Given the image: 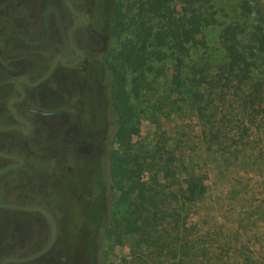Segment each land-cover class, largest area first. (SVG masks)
<instances>
[{"label": "trees", "instance_id": "obj_1", "mask_svg": "<svg viewBox=\"0 0 264 264\" xmlns=\"http://www.w3.org/2000/svg\"><path fill=\"white\" fill-rule=\"evenodd\" d=\"M220 1L128 0L124 6L115 0L111 39L123 40L109 69L113 141L123 152L112 149L110 154L109 220L118 238L129 237L133 259L146 254L147 264H264V190L260 205L243 206L239 199L254 194L249 187L259 177L264 185V0L238 4L239 17L251 20L248 30L236 20L222 24L226 61L213 68L204 58L192 59L190 50L206 28L219 22ZM244 32L245 44L240 37ZM154 58L173 60L170 97L177 92L196 118L203 149L189 160L177 154L166 132L146 150L132 143L139 132L132 97L144 86L150 88L144 73L153 71ZM133 72L139 75L130 81ZM214 155L219 170L232 167L241 175L239 189L230 181L229 190L212 196L208 167ZM224 194L234 210L239 207V214L246 215L232 223L247 243L237 233L229 245L224 221L212 226L215 230L210 227L214 204L220 205ZM96 244L98 254L102 244Z\"/></svg>", "mask_w": 264, "mask_h": 264}, {"label": "flooded vegetation", "instance_id": "obj_2", "mask_svg": "<svg viewBox=\"0 0 264 264\" xmlns=\"http://www.w3.org/2000/svg\"><path fill=\"white\" fill-rule=\"evenodd\" d=\"M40 2L44 9L39 18V25L43 24L41 34L37 25L28 36L13 31L9 34L10 39L21 40L31 48L34 55L29 60L30 67L16 69L17 53L9 45L0 46V133L6 134L0 135V210L13 216L11 225L3 226L5 230L0 232V264L6 259L21 258L31 259L5 264H97L92 262L95 256L87 252L96 251L97 256L98 247L89 244L82 250L69 240L60 221L63 214L56 211L57 197H51L50 192L14 195L11 188L14 181L16 184L23 177H31L33 187L42 188L48 183L52 189L51 173L34 164L37 153L33 151L29 160L23 156L40 141L49 153L42 158L69 172L73 168L68 159L83 156L79 148L89 144L96 149L92 150V162L82 165L84 174L94 172L99 157L101 162L109 163L115 131L109 69L115 0ZM25 5L28 8L31 0H0V16L10 19L9 11ZM69 79L73 80L68 84ZM87 99L100 101L98 106L88 108ZM102 127L103 131L106 127L105 140L100 146L95 138ZM98 146L102 148L101 155ZM8 166L12 167L3 170ZM22 167V175L20 171L13 173ZM40 208L52 216L55 225ZM14 212L19 216L15 217ZM27 225L33 230L26 231Z\"/></svg>", "mask_w": 264, "mask_h": 264}, {"label": "rangeland", "instance_id": "obj_3", "mask_svg": "<svg viewBox=\"0 0 264 264\" xmlns=\"http://www.w3.org/2000/svg\"><path fill=\"white\" fill-rule=\"evenodd\" d=\"M241 1L243 0L220 1L217 5L220 8L218 12L219 22L215 25L209 26L204 30L202 35H199L198 43L194 44L190 50V52L193 53L192 59L204 58L213 68L226 61L225 50L221 43L222 24H229L236 20L244 25V28H246L245 30H248L251 23V20H245L242 17H239L237 6ZM127 2L128 0H121V3H123L124 6ZM8 14L11 17L10 19H5L6 16H0V46L9 45V49L17 53L16 59L19 64L16 69H27L30 67L29 60H32L34 55L31 48L21 40L10 39L9 34L13 31L28 36L32 27L36 28V25L39 26L36 28L38 30L37 32L41 34L43 24L39 25V18L44 15V9L41 10L40 0H31V5L28 8H26V5L21 7L17 6L15 10L9 11ZM39 28L41 30H39ZM240 37L243 44L247 43V33H242ZM122 40L123 38L117 37L111 40V57L117 52ZM150 63L153 67V71H145L144 73L146 80L151 83L150 88L144 86L140 94L137 96L133 95L132 97L136 113H138L139 126V132L137 135L133 136L132 143L134 144L135 149L146 150L150 143L156 142L158 137L166 132V134L172 138V144L177 146L179 150L177 151V154L180 153L185 160H189L190 156H196V150L201 151L203 147L200 141V130L196 125V118L193 116L192 112L187 110L182 102L179 101V95L177 92L170 97L171 86L168 85V81L172 77L171 69L173 60L168 59V61H159L154 58ZM137 75H139L138 72L129 74L130 81ZM13 78L14 77H12L11 80ZM141 78L142 76L140 75V79ZM72 80L73 79H69L68 84ZM99 101V99H92L91 102L88 99L86 100L88 108L90 105L98 106ZM179 106H181V109H179ZM167 114H169L168 117ZM154 121L156 123H154ZM113 123L114 122L112 121V124ZM103 127L102 131L95 138L99 140L100 146L105 140L104 133L106 127L104 128V131ZM0 135L3 137L6 136L5 133H0ZM41 144V141L36 143V145L32 146L30 151L24 153L23 156L29 160L33 151L37 153V158L34 159V164L51 173L50 176L54 181L52 189L49 190L48 183H45L42 188L41 186L33 187L34 185L29 182L31 177H23L20 182L16 184H14V181L11 188L12 193L15 195L20 192H36L42 195V193L45 194L50 192L51 197H57L58 206H56V211L58 215L63 214L60 221L62 225H64L63 227H65L64 229H66V232L70 235L69 240L76 242L81 249L86 248L89 244H102L97 256L95 254L96 251L93 254L90 253L91 250H89L90 252H87L88 254H91L90 256L92 258L95 256L92 261L93 263L96 261L95 263L97 264H147L146 261H148L149 258L146 254L140 260L133 259V252L131 251L132 245L129 237L123 235L118 238V234L114 232L112 227L113 225L111 226L112 222L109 220V207L112 206L113 203V194L110 193L108 188L110 183L109 163L106 165V160L101 162L99 157L97 158L99 161L98 164H96L94 172H91V175L84 174L85 168H82V165L85 163L90 164L92 162V150H95L96 147L89 144L83 148H79L81 152H84V155L78 159H68L73 168V170L69 172L68 170L57 167L54 161L43 159L42 157L49 153L46 149L42 148ZM100 146L98 147L100 148ZM113 149H119V152H123L122 148H119L117 143L113 144ZM99 153L100 155L102 154V148L99 149ZM216 158V155L212 156V163H208L210 164L208 168L213 197L222 195L221 191L223 189L229 190L227 182L230 181L236 186V189H239L237 181L241 177V175L235 172L232 167L226 168L225 170H219L218 161L217 163L216 161H213L216 160ZM3 162L6 161H2L1 163ZM78 166H81V168ZM23 169L24 168L22 167L19 170H14L13 173L16 174L20 171V174L22 175L24 171ZM143 176V180H145L147 175L144 174ZM261 181L262 180L259 177L254 183L250 184L249 188L255 189L254 194H242L239 196V199L242 200L240 204L248 206L251 202L257 205L262 203L260 201L263 199L262 191L264 190V185ZM126 183L127 180L124 184ZM210 198L207 199L208 203L211 202ZM232 206L233 202L226 199L224 194L223 198L220 200V205L214 204L212 215L217 221L215 219L213 221L210 220V227L212 228L215 224L217 226L218 223L224 221V234L227 242L230 241L228 243L229 245L234 242L231 241L230 238H232V235H238L237 233L242 234V236H238L239 241L241 243H247L248 238L241 232L236 222L235 224L232 223L234 220L246 218V215L239 214V207L236 208L237 210H234ZM263 207L264 205L260 208ZM219 212H221L222 215H220ZM199 213L198 216L203 214L201 212ZM5 214L7 213L3 214L0 210V232L5 230L4 227L6 225H11L10 223H12L13 216ZM12 214L17 217L20 213L14 212ZM97 219H100L99 224L97 223ZM260 225L262 228L261 231L264 234V220L260 222ZM24 229L26 231L33 230V228L28 225ZM212 229L215 230V228ZM110 232L112 234H110ZM85 252L83 251V253ZM83 253L81 255L82 261L84 260L83 257H85ZM84 263H86V261Z\"/></svg>", "mask_w": 264, "mask_h": 264}, {"label": "water", "instance_id": "obj_4", "mask_svg": "<svg viewBox=\"0 0 264 264\" xmlns=\"http://www.w3.org/2000/svg\"><path fill=\"white\" fill-rule=\"evenodd\" d=\"M47 76H48V75H46L45 77H43V78H42L41 80H39V81L44 80ZM39 81L36 82V83H33V84H31V85H36V84L39 83ZM10 167H12V166H8V167L4 168L3 170H5V169H7V168H10ZM7 207L20 208V207L15 206V205H9V206H7ZM23 209H26V208H23ZM40 210L44 211L48 216H50V218L52 219L53 224L55 225V221L53 220L52 216H51L46 210L41 209V208H40ZM55 227H56V226H55ZM55 230H56V229H55ZM41 253H42V252H41ZM37 255H39V254H37ZM29 259H31V258L6 259V260H4L1 264H5V263H7V262H23V261H27V260H29Z\"/></svg>", "mask_w": 264, "mask_h": 264}]
</instances>
